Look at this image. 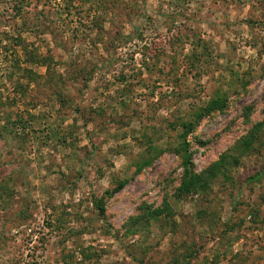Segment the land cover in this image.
<instances>
[{
    "label": "rangeland",
    "instance_id": "1",
    "mask_svg": "<svg viewBox=\"0 0 264 264\" xmlns=\"http://www.w3.org/2000/svg\"><path fill=\"white\" fill-rule=\"evenodd\" d=\"M0 264H264V0H0Z\"/></svg>",
    "mask_w": 264,
    "mask_h": 264
},
{
    "label": "trees",
    "instance_id": "2",
    "mask_svg": "<svg viewBox=\"0 0 264 264\" xmlns=\"http://www.w3.org/2000/svg\"><path fill=\"white\" fill-rule=\"evenodd\" d=\"M255 137L253 136V134L245 141L246 143L244 144L245 148H252L256 138L254 139ZM189 165H190V160L187 159V162H186V166H185V178L188 179V182L184 183L182 185V190L183 192L185 193H190V191L192 190V188L194 186H196L197 184H199L201 182V179L199 177H195V176H190L189 177ZM124 188L123 185L119 186L112 194L113 195H116L118 194L122 189Z\"/></svg>",
    "mask_w": 264,
    "mask_h": 264
}]
</instances>
